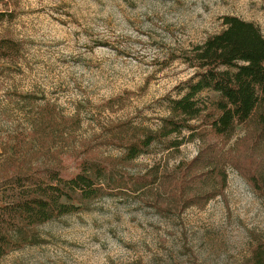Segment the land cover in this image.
<instances>
[{
  "label": "rangeland",
  "instance_id": "374dc122",
  "mask_svg": "<svg viewBox=\"0 0 264 264\" xmlns=\"http://www.w3.org/2000/svg\"><path fill=\"white\" fill-rule=\"evenodd\" d=\"M0 12L10 16L0 38L21 51L16 64L0 60V142L31 132L26 168L68 177L99 162L148 184L39 226L43 244L0 264H245L264 243V196L251 180L264 157L249 128L226 144L185 131L126 164L122 146L133 129L159 128L195 72L185 52L222 31L224 17L264 36V0H0Z\"/></svg>",
  "mask_w": 264,
  "mask_h": 264
},
{
  "label": "trees",
  "instance_id": "16d2710c",
  "mask_svg": "<svg viewBox=\"0 0 264 264\" xmlns=\"http://www.w3.org/2000/svg\"><path fill=\"white\" fill-rule=\"evenodd\" d=\"M8 16L0 12V22ZM222 20V31L185 52L183 62L195 72L185 83L183 94L167 99L168 115L158 129L146 130L140 137L133 129L122 146L123 163L149 154L156 142L179 137L185 131L190 132L191 140L197 137L205 143L207 138L217 137L226 144L238 127L249 128L264 157V36L252 22L230 15ZM20 52L19 42L0 38V60L16 64ZM205 91L216 97L201 99ZM32 139L31 132H23L19 139L0 142V260L11 252L43 244L39 226L80 213L96 199L116 195L120 188L136 191L148 185L146 176L130 181H122L125 178L121 176L119 180L115 167L99 162H82L79 172L68 177L58 168H26L23 154L27 157ZM181 145L170 141L167 148ZM241 164L232 161L244 174ZM259 165V176L251 180L264 196V158ZM216 195H208L205 201ZM245 264H264V243L253 248Z\"/></svg>",
  "mask_w": 264,
  "mask_h": 264
}]
</instances>
